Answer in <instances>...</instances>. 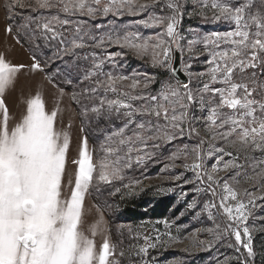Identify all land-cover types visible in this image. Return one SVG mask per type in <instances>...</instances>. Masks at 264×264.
<instances>
[{"label":"snow or ice","instance_id":"snow-or-ice-1","mask_svg":"<svg viewBox=\"0 0 264 264\" xmlns=\"http://www.w3.org/2000/svg\"><path fill=\"white\" fill-rule=\"evenodd\" d=\"M189 4L191 11H186ZM2 6L9 20L5 31L12 33L11 20L20 16L24 22L16 29V42L24 31L33 54L25 65L0 52V264H153L150 250L185 239L192 248L211 250L225 237L235 240L228 247L245 251L242 264H253L254 234L264 233V225L248 223L252 218L254 224L255 211L264 209V0H5ZM185 15L230 27L207 34L189 29L192 38L186 39L180 29ZM140 16L131 25L115 19ZM104 18H109L107 25L90 23ZM141 29L158 31L144 35ZM37 41L55 49L52 58L64 61L68 85L77 73L79 90L71 99L80 106V115L106 122L98 148H89L87 136L79 141L71 161L74 170L68 167L71 134L57 126L63 88L51 110L40 91L26 98L23 114L10 126L5 93L21 71L43 72L51 60L42 65ZM110 47L122 51L110 52ZM84 49L91 51L81 55ZM177 52L184 81L175 76ZM127 54L172 73L171 78L105 70L107 65L116 69ZM201 55L205 69L192 72V60ZM81 60L88 62L83 69ZM155 84L159 87L153 90ZM185 138L194 143L176 144L164 169L191 171V180L183 172L172 179L196 184L197 193H210L202 212L212 227L181 237L173 235L165 219V233L136 232L133 239L144 243L130 244L127 250L122 247L125 225L118 226L113 240L102 214L84 230L90 190L123 182L126 170ZM140 184L133 180L122 186L133 194ZM120 192L116 187L111 195ZM196 207L195 202L188 205ZM202 233L210 239H201ZM233 259L241 257L225 256L217 264Z\"/></svg>","mask_w":264,"mask_h":264},{"label":"rangeland","instance_id":"rangeland-1","mask_svg":"<svg viewBox=\"0 0 264 264\" xmlns=\"http://www.w3.org/2000/svg\"><path fill=\"white\" fill-rule=\"evenodd\" d=\"M234 3H238L239 0H233ZM5 0H0V52L4 53L6 57L13 63H23L25 65L30 64L31 54L27 50L24 42H29L24 31L20 32V42H16V29L24 22L20 16H17L11 20L13 24V32L7 33L5 28L9 23L7 19L3 4ZM191 4L186 6V11H191ZM159 12L160 10L157 9ZM22 15H28L27 12ZM143 18L140 17H123L115 18L116 23L119 25H131L133 21ZM81 19H87L81 17ZM109 18L98 19L96 21H90L91 24H104L107 25ZM230 25L227 22H209L205 21L199 16L188 17L184 16L180 29L186 39H191L189 29H194L200 34H207L213 31H225L228 30ZM144 35L152 34L158 29H141ZM24 41V42H23ZM47 55H41V51H37L39 57H52V53L55 50L53 47H43ZM30 43V42H29ZM33 47V45L30 43ZM91 49L80 50V54L84 55L90 52ZM98 52L100 50H97ZM110 52L122 51L119 47H110ZM202 52V46H200ZM69 59L68 57H65ZM180 68L182 71L181 54L179 53ZM205 57L201 55L199 59L192 60V72L203 71L206 65L203 63ZM81 62L82 69L88 65L87 61ZM58 63V62H57ZM43 65V64H42ZM118 67L113 69L111 65L106 66V71L112 70L121 72L125 75L138 71L141 73L155 74L158 79H170L172 73L164 72L160 69L150 67L147 63L134 58L131 54L125 55L123 59L118 60ZM49 66V64L47 65ZM56 70V66L54 67ZM48 68H45L43 72L31 73L27 70L21 71L15 84L10 87L5 93V101L10 109V126L17 122L25 110V99L31 95H34L37 91L43 94L46 101L48 110H51L55 106V99L59 97L60 89L63 88L64 96L60 101L61 112L58 116V127H64L71 134L72 143L70 145L68 153V167L74 170L75 166L71 164V161L77 157V145L79 141L87 136L89 142V148H98L99 142L103 139L101 129L106 126L104 120L97 121L92 117H83L80 115V106L71 99V93L74 91L71 85H68L65 80L56 83L48 72ZM59 71L66 74L67 69L65 63L60 65ZM183 72V71H182ZM184 74V73H183ZM187 78V77H186ZM153 90L159 87V84L152 86ZM79 90V89H78ZM76 90V91H78ZM62 121V123H61ZM71 123V127L67 125ZM119 123L118 121L116 122ZM83 129V131L81 130ZM194 143V140H188L185 138L183 141H176L173 145H169L160 150L156 157L152 160L146 161L143 165L135 166L133 169L126 170V179L123 182H116L112 186H101L99 191L95 189L90 190V193L86 196L84 202V230L87 231L89 225L95 220L99 219L102 214L104 221L108 228L111 229L113 240L117 238V228L119 225H125L123 236H126V243L122 245L126 250L130 244H143L142 239H133V235L136 232L142 235H155L154 229H158L161 234L166 232L165 226L162 223L167 219L172 227L169 229L173 235H179L181 237L188 235L197 228L212 227L213 224L208 220L206 213L202 212V207L205 201L211 198L210 193L194 191L196 184L184 183V179L191 180L193 173L191 171H184V169L177 167L176 169L165 170L164 164L167 162L166 157L174 149L176 144L179 143ZM227 159V158H226ZM214 160L208 162V167L211 166ZM178 163H180L178 161ZM184 173V179L179 181L172 179L177 174ZM223 175V173H221ZM133 180H140L141 184L135 186V192L128 194L127 189L123 188V184H128ZM120 187L121 192L116 195H111L114 188ZM171 189V191H169ZM143 195L145 200L144 211L152 206L155 200L158 198H171V207L163 217L151 216L150 213H146L144 217L137 218L135 220H129L123 217L118 221L119 214V196L120 199L129 198L133 196ZM195 202L197 207L194 209L188 208L190 203ZM259 203V202H258ZM201 212V215L197 217L196 213ZM257 219L253 224L252 218L249 220L250 226L259 227L264 225V220L259 217H264V209H257L255 211ZM118 221V222H117ZM161 222V223H158ZM128 227H131L133 232H128ZM166 239V236L164 237ZM201 239H210L207 233L200 234ZM101 242V237H97V243ZM235 244L234 237H225L217 242L211 250H200L192 248L189 240L185 239L183 243L176 244L170 247H159L149 251L148 259L153 261V264H217V260H223L225 256L241 257L240 260L233 259L230 264H242V260L246 258L245 251L241 248L239 253L235 248L228 247V244ZM254 250L257 255L252 258L253 264H264V233L254 234ZM189 248V251H183L184 248ZM124 264H127L125 260Z\"/></svg>","mask_w":264,"mask_h":264},{"label":"trees","instance_id":"trees-1","mask_svg":"<svg viewBox=\"0 0 264 264\" xmlns=\"http://www.w3.org/2000/svg\"><path fill=\"white\" fill-rule=\"evenodd\" d=\"M24 42V41H23ZM27 50L32 55L33 54V47L30 45L29 42H24ZM44 55H47V51L45 49H41ZM37 58L41 60V63L44 65L46 60H49L48 57H39L38 53H36ZM65 60H68L65 58ZM58 62V63H57ZM64 61L57 60L55 58L51 57L50 62L48 63L49 66H46L45 68H48V72L53 78V81L56 83H60L64 80H66V74H63L62 71L57 72V69L60 68V65L63 64ZM81 69V62H78ZM56 66V70H54V67ZM77 73L73 72V75L69 78L73 79V85H71L72 89L74 91L78 90L75 85L77 84L76 79ZM119 201V214L117 217L118 221H120L123 217L129 219V220H135L137 218L144 217L146 213H150L151 216L155 217H163L167 211L171 207V198H158L154 201L151 207H149L147 210L144 211L145 207V200L143 199V195L133 196L129 198H123L120 199V196L118 197ZM117 221V222H118ZM126 243V236H123V244Z\"/></svg>","mask_w":264,"mask_h":264},{"label":"water","instance_id":"water-1","mask_svg":"<svg viewBox=\"0 0 264 264\" xmlns=\"http://www.w3.org/2000/svg\"><path fill=\"white\" fill-rule=\"evenodd\" d=\"M175 60H174V67L176 69V72H175V76L177 79L181 80V81H184L186 80V76L183 74V72L181 71V68H180V59H179V53L177 52L175 54Z\"/></svg>","mask_w":264,"mask_h":264}]
</instances>
